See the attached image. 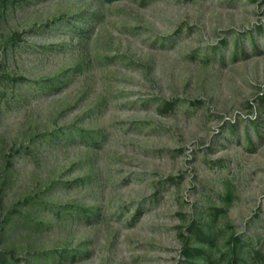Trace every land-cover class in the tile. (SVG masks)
<instances>
[{
	"label": "rangeland",
	"instance_id": "374dc122",
	"mask_svg": "<svg viewBox=\"0 0 264 264\" xmlns=\"http://www.w3.org/2000/svg\"><path fill=\"white\" fill-rule=\"evenodd\" d=\"M0 264H264V0H0Z\"/></svg>",
	"mask_w": 264,
	"mask_h": 264
}]
</instances>
